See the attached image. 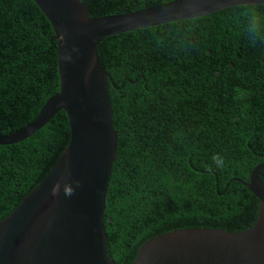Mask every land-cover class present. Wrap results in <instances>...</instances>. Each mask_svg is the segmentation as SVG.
Listing matches in <instances>:
<instances>
[{
	"label": "trees",
	"instance_id": "trees-1",
	"mask_svg": "<svg viewBox=\"0 0 264 264\" xmlns=\"http://www.w3.org/2000/svg\"><path fill=\"white\" fill-rule=\"evenodd\" d=\"M172 1L88 0L87 13ZM97 54L117 135L103 213L114 264H130L146 241L174 230L250 228L259 201L241 181L264 163V4L109 36ZM58 88L50 23L32 0H0V137L33 122ZM68 141L59 111L27 139L0 145V220Z\"/></svg>",
	"mask_w": 264,
	"mask_h": 264
},
{
	"label": "water",
	"instance_id": "water-1",
	"mask_svg": "<svg viewBox=\"0 0 264 264\" xmlns=\"http://www.w3.org/2000/svg\"><path fill=\"white\" fill-rule=\"evenodd\" d=\"M57 43L58 92L33 122L0 137L11 145L64 111L69 141L49 175L0 220V264H114L106 249L105 197L117 149L107 83L97 54L109 36L207 16L264 0H175L122 15L89 17L88 0H32ZM256 165L241 181L259 201L253 225L239 232L182 229L146 241L130 264H264V183ZM70 190L71 194H66Z\"/></svg>",
	"mask_w": 264,
	"mask_h": 264
},
{
	"label": "clouds",
	"instance_id": "clouds-1",
	"mask_svg": "<svg viewBox=\"0 0 264 264\" xmlns=\"http://www.w3.org/2000/svg\"><path fill=\"white\" fill-rule=\"evenodd\" d=\"M216 157L214 156L213 159H215ZM66 194H71V191L70 190H66Z\"/></svg>",
	"mask_w": 264,
	"mask_h": 264
}]
</instances>
